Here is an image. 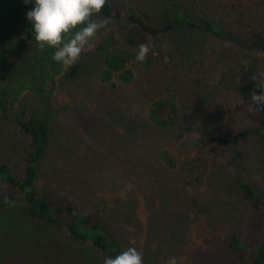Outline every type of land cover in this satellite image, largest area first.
I'll use <instances>...</instances> for the list:
<instances>
[{
	"label": "trees",
	"instance_id": "obj_1",
	"mask_svg": "<svg viewBox=\"0 0 264 264\" xmlns=\"http://www.w3.org/2000/svg\"><path fill=\"white\" fill-rule=\"evenodd\" d=\"M201 1L108 0L100 16L111 23L91 42L101 56L99 80L116 88L118 83L134 81L135 65L154 70L168 69L177 59L189 62L201 47L193 35L197 32L227 42L230 49L217 53V63L224 69L218 80H196L198 100L193 110L194 122L200 121L207 129L201 142L235 145L246 136L259 135L264 125L226 137L220 132L228 114L220 104L234 98L248 103L253 91L264 93V78L260 77L264 61L255 55L264 48V34L252 36L248 8L241 11L246 7L242 0H229L218 18L211 16ZM259 4L264 7V0ZM34 7L24 0H0V125L9 119L16 130L13 138L0 130V189L9 188V193L0 195V259L11 252L25 255L32 250L35 262L41 264H104L105 258H115L129 247L124 228L128 224L122 218H138V202L127 188H118L112 174L103 178L100 187L92 181L80 188L77 184H82L86 172L74 169L73 162V168L69 166L71 160L66 155L57 158L52 152L47 119L26 111L17 113L25 94L39 99L53 97L66 69L53 60L54 49H41L35 42L32 24L26 18ZM166 38L169 44L159 45ZM141 43L151 47L143 63L135 59ZM184 120L185 112L176 96L159 98L150 105L148 126L165 130ZM183 137L180 130L175 133L176 140ZM197 147L199 163L188 165L186 177L195 181L207 174L212 162L201 144ZM160 158L167 170L180 167L179 156L169 148L160 151ZM43 170L44 187L40 186ZM48 179L52 185H72L60 193L45 184ZM86 183L91 182L86 179ZM240 189L255 208L264 209V197L251 185L242 183ZM5 197L12 204L5 203ZM238 243L239 238L233 236L230 247ZM262 256L263 248L256 264Z\"/></svg>",
	"mask_w": 264,
	"mask_h": 264
},
{
	"label": "rangeland",
	"instance_id": "obj_2",
	"mask_svg": "<svg viewBox=\"0 0 264 264\" xmlns=\"http://www.w3.org/2000/svg\"><path fill=\"white\" fill-rule=\"evenodd\" d=\"M259 1L242 0L246 7H241L242 12L248 8L249 27L256 38L264 34V7ZM228 2L202 0L201 4L218 18ZM193 35L201 47L190 63L177 59L168 69L154 70L135 65L134 81L118 83L116 88L99 80L101 56L91 44L76 64L66 67L53 97L25 94L16 111L47 119L52 152L57 158L66 155L69 166L73 168V162L74 169L86 172L82 184H77L80 188L92 181L100 187L103 178L112 174L119 189L127 188L135 196L138 218L122 220L128 224L124 227L128 246L143 253L144 264H166L169 257H176L178 264H256L264 245V209L245 199L240 184L251 185L264 197V131L235 145L201 142L207 129L200 121L194 122L196 80H218L224 69L217 63V53L231 44L205 33ZM169 42L166 38L159 45ZM255 55L264 61V48ZM172 95L182 105L185 120L165 130L148 126L153 101ZM251 104L240 98L223 101L220 109L228 115L220 133L234 137L262 127L264 109L252 112ZM0 130L10 138L16 136L9 119ZM179 130L184 135L180 141L175 139ZM198 144L212 162L207 174L195 181L186 177L188 165L199 163ZM164 148L179 156L177 170L164 167L160 158ZM45 184L60 193L72 185H52L51 179ZM40 186L44 187V170ZM4 193H9L8 187L0 189V195ZM233 236L239 238L235 248L230 247ZM31 251L25 255L11 252L0 264H41Z\"/></svg>",
	"mask_w": 264,
	"mask_h": 264
},
{
	"label": "clouds",
	"instance_id": "obj_3",
	"mask_svg": "<svg viewBox=\"0 0 264 264\" xmlns=\"http://www.w3.org/2000/svg\"><path fill=\"white\" fill-rule=\"evenodd\" d=\"M35 7L26 13L32 24L35 42L41 49H54L53 60L68 69L76 64L81 54L90 46L98 32L110 23L109 18L100 16L108 0H24ZM151 47L147 43L138 46L136 61L143 63ZM264 78V72L260 73ZM251 111L264 109V93L251 94ZM255 106V107H254ZM5 203L12 204L5 197ZM104 264H144L143 253L136 247H128L115 258H105ZM166 264H178L176 257H169Z\"/></svg>",
	"mask_w": 264,
	"mask_h": 264
},
{
	"label": "water",
	"instance_id": "obj_4",
	"mask_svg": "<svg viewBox=\"0 0 264 264\" xmlns=\"http://www.w3.org/2000/svg\"><path fill=\"white\" fill-rule=\"evenodd\" d=\"M259 264H264V247H263V256Z\"/></svg>",
	"mask_w": 264,
	"mask_h": 264
}]
</instances>
